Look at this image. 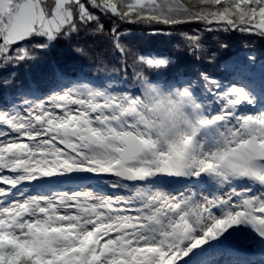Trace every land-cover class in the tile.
I'll list each match as a JSON object with an SVG mask.
<instances>
[{
    "label": "snow or ice",
    "instance_id": "1",
    "mask_svg": "<svg viewBox=\"0 0 264 264\" xmlns=\"http://www.w3.org/2000/svg\"><path fill=\"white\" fill-rule=\"evenodd\" d=\"M0 264H264V0H0Z\"/></svg>",
    "mask_w": 264,
    "mask_h": 264
},
{
    "label": "trees",
    "instance_id": "2",
    "mask_svg": "<svg viewBox=\"0 0 264 264\" xmlns=\"http://www.w3.org/2000/svg\"><path fill=\"white\" fill-rule=\"evenodd\" d=\"M149 47H153V48H155V47H159L160 45L158 44V43H152V44H150V45H148ZM243 46V40L242 39H240V38H237L236 39V41H235V44H234V48L236 49V50H239L240 49V47H242ZM231 51V50H230ZM29 71L31 70V69H28Z\"/></svg>",
    "mask_w": 264,
    "mask_h": 264
}]
</instances>
